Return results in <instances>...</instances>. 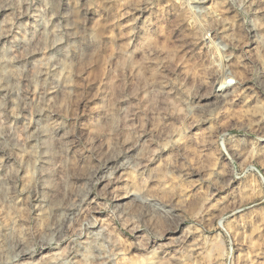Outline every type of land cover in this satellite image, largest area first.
Segmentation results:
<instances>
[{"label":"rangeland","instance_id":"obj_1","mask_svg":"<svg viewBox=\"0 0 264 264\" xmlns=\"http://www.w3.org/2000/svg\"><path fill=\"white\" fill-rule=\"evenodd\" d=\"M184 2L0 0V176L18 169L32 190L0 195V232L61 215L64 233L82 232L25 264H264V0L243 32L231 2L196 0L219 20L206 32ZM25 98L41 110L17 108ZM17 135L29 155L4 148ZM145 190L170 209L148 240L112 222Z\"/></svg>","mask_w":264,"mask_h":264},{"label":"clouds","instance_id":"obj_2","mask_svg":"<svg viewBox=\"0 0 264 264\" xmlns=\"http://www.w3.org/2000/svg\"><path fill=\"white\" fill-rule=\"evenodd\" d=\"M196 0H185L183 7L187 10L185 18L192 19L196 23H200L201 20H204V23L201 25V27L204 28V31L206 32L208 28H211L213 25L218 24V19H213V24L209 25L207 24V19L204 17H198L197 13H202L205 11H208L206 9L200 8V7H194V3ZM201 3H203V0H200ZM231 2L233 6L238 9L237 16L243 14L244 16V24L240 26L241 31L243 32L247 28L248 20L247 15L249 12L252 11V6L255 3V0H224V4H227ZM224 4H221L219 6H214L210 12L209 15L213 17H218L222 13L217 11V7L223 8ZM5 7H10L11 5L5 4ZM146 6H152V0H148V4ZM235 19V17L233 18ZM147 23H150V18ZM253 27L258 28H264V25L260 24H254ZM215 47V45H213ZM231 59V55H225L221 57V61H227ZM178 76H181V74H177ZM233 75H236L233 72H229L226 70L225 74H220L216 76V80L218 82H221V86L223 87V80H225L227 77H231ZM179 87V85H177ZM210 87H214L213 85H210ZM185 104L188 103L187 99L183 101ZM6 105H0V108L6 109ZM17 108H27L29 113L33 111H40L39 105L33 106L32 102L27 100L26 98L22 101V103L17 105ZM191 111V110H190ZM6 113L4 111H0V117H3ZM16 114H19L17 112ZM28 120H31V115L28 116ZM43 132V130H40ZM11 135V132L8 133ZM30 134L27 131V127L24 129V137L25 140ZM68 135H71L69 132ZM65 142L69 145L74 144L77 140H80V137H76L75 139H68V136H65L63 138ZM15 144H9L6 143L4 145L5 149H9L10 147L12 149L15 148H21L23 151V155H29V153L23 149L24 140L20 139V136L17 135L15 137ZM40 146L39 138L37 137V148ZM87 147V144L85 145ZM36 149H34L35 151ZM11 154V152L9 153ZM17 163L20 166L25 165V161L22 156H17ZM19 177V171L18 169H14L10 174L0 176V182H3L0 184V195L7 197L8 193L11 192L12 195L19 197L20 193L22 191L29 192V195L31 197L32 190L30 187V181L28 178H24L25 183L24 187L21 188L19 183L16 182V178ZM11 180L12 185L11 187L8 186L7 181ZM47 187V185H45ZM147 192L146 195L141 196L139 192H137V199L139 200V203L137 204L136 201L133 202L135 207L129 206L123 209V211L120 213V215H117L116 212L112 213V222L114 228L116 226L125 227L128 228L129 226L133 227H140L143 225L146 229H148V235L145 237L146 240L151 239V237L154 235L159 238L161 235L160 231V222L162 219L168 216V213L170 212V209H166L163 205H150V202L154 200V196L152 194L151 190H145ZM37 198L39 199L41 197V193H36ZM29 206H32L31 199L28 201ZM107 207V206H106ZM49 219L51 220L50 216V210H49ZM67 219L66 216L61 215L60 218L56 220H51L50 223L46 225L45 229H41L38 226L36 228H29L25 230L24 232H10V233H4L0 232V264H25V261L21 259V257L28 252H32L35 247L37 246H44V245H52V244H59L63 242L64 239H68L71 243L72 241H76L77 243H82L79 239L80 235H82V232L79 230L73 231L72 235H67L63 232L64 225L61 223L62 220ZM95 221H89L87 219L83 220L81 222V228H83L85 225H88L89 223H94ZM107 240H111L112 237L106 236ZM103 247V245H100ZM71 250V249H69ZM64 264H70L68 260L64 261Z\"/></svg>","mask_w":264,"mask_h":264},{"label":"bare ground","instance_id":"obj_3","mask_svg":"<svg viewBox=\"0 0 264 264\" xmlns=\"http://www.w3.org/2000/svg\"><path fill=\"white\" fill-rule=\"evenodd\" d=\"M77 6H78V8H79V10H80V8H84V5L81 3V0H77ZM1 60V59H0ZM232 83H233V81L230 79V80H228V81H226L225 82V84H224V87L225 88H230L231 87V85H232ZM232 89V88H231ZM224 90V89H223ZM226 91H228V90H226ZM230 92V91H229ZM228 92V93H229ZM228 93H227V95H225V97L226 96H229L228 95ZM225 94V91H222V94L221 95H224ZM220 97V96H219ZM223 98V97H222Z\"/></svg>","mask_w":264,"mask_h":264}]
</instances>
